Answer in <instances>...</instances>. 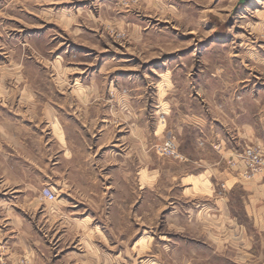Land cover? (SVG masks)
<instances>
[{"label": "rangeland", "instance_id": "rangeland-1", "mask_svg": "<svg viewBox=\"0 0 264 264\" xmlns=\"http://www.w3.org/2000/svg\"><path fill=\"white\" fill-rule=\"evenodd\" d=\"M237 1L0 0V119L28 143L0 155V264H264L262 149L228 160L244 186L181 177L204 134L183 112L236 86L264 148V0Z\"/></svg>", "mask_w": 264, "mask_h": 264}, {"label": "crops", "instance_id": "crops-1", "mask_svg": "<svg viewBox=\"0 0 264 264\" xmlns=\"http://www.w3.org/2000/svg\"><path fill=\"white\" fill-rule=\"evenodd\" d=\"M253 0H250L251 2ZM248 2V3H249ZM246 3L245 5H247ZM244 6V5H242ZM236 92V94H231L232 96L228 97V94L221 95V100L219 104L215 105V109H217L220 114L219 117H212L211 112L213 109V105H205V116L202 114H199L198 112L194 113L189 110V113L183 112L182 117H180V123L181 124H197L199 125L200 131L203 129L204 134L203 137L199 136L197 138L198 148L197 150H189V153H187L185 150L181 151L182 155L184 156V160H189L190 163L193 162L195 169L197 173L193 174H186L182 175L181 177L190 180V185H188L186 188L191 190L197 189H203L211 190L212 185V178L213 175L215 177H218L221 180L222 187H229L233 184H236L238 186H244L246 183L241 181L239 178L241 176V172L243 170V164L240 161L236 162L235 167L228 169L227 163L228 160H235V154L238 152V147L241 146L244 142H250L255 145H258L262 152H264V148L262 145V139L260 137L258 127L255 126L254 122L251 121H245L244 120V111L239 110V103L241 102L240 98L242 97L239 93V87L236 86L233 90ZM238 91V92H237ZM255 98V94L253 95ZM258 97V96H256ZM255 101V99H253ZM242 103V102H241ZM229 105L236 106L233 110L228 111ZM177 113L176 111H174ZM231 113L232 121L235 128V134L232 135L231 139L224 138L223 135L218 131H224L222 128V122L223 120H220V118H228ZM258 113H259V103H258ZM258 118L260 116L258 115ZM16 117L8 118L6 121H3L0 119V155H4L6 157H9L10 155H14V153L10 152L11 150H15V146L20 144V146L28 147V143L23 144L26 140L18 139L17 132H20L19 128L17 127ZM25 125L24 123H22ZM28 124V123H27ZM213 125H216V133L213 129ZM61 135L63 138L64 145L67 146L68 144V133L64 126H61ZM28 132L29 129H28ZM234 132V131H233ZM100 131L98 132V134ZM97 134V133H96ZM215 135L216 140H218L217 149H212V144L210 143L212 140V136ZM18 139V140H17ZM22 140V141H21ZM232 140V141H229ZM208 144L211 146L209 147ZM241 147H239L240 150ZM126 154V150L124 151ZM195 153V155H192ZM215 154L217 161L213 163L212 156ZM126 156V155H125ZM194 160V161H193ZM191 165V164H190ZM183 166L185 167V163H183ZM13 170V169H12ZM264 169H260L258 171H262ZM126 171V169L124 170ZM196 181V183H195ZM254 185H252L253 188H257V191H263L264 192V176H260L257 180L254 182H251ZM243 188V187H241ZM214 191V187L212 192ZM197 192V190H196ZM204 194H206L204 192ZM259 199H260V195ZM222 199H226L225 197H222ZM227 200V199H226ZM258 209L254 208V213ZM260 211V210H258ZM253 221H256V218H253Z\"/></svg>", "mask_w": 264, "mask_h": 264}, {"label": "built area", "instance_id": "built-area-1", "mask_svg": "<svg viewBox=\"0 0 264 264\" xmlns=\"http://www.w3.org/2000/svg\"><path fill=\"white\" fill-rule=\"evenodd\" d=\"M165 154L174 153V144L171 141L165 143L163 147ZM245 158L247 160V164L249 166L250 171H258L261 168H264V156L260 153V151L256 149H248L245 151ZM43 196L48 200L55 199V195L49 189H44L42 192Z\"/></svg>", "mask_w": 264, "mask_h": 264}, {"label": "water", "instance_id": "water-1", "mask_svg": "<svg viewBox=\"0 0 264 264\" xmlns=\"http://www.w3.org/2000/svg\"><path fill=\"white\" fill-rule=\"evenodd\" d=\"M250 0H238L237 1V5L236 8H238V6L240 5H245L246 3H248Z\"/></svg>", "mask_w": 264, "mask_h": 264}]
</instances>
